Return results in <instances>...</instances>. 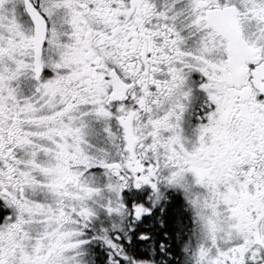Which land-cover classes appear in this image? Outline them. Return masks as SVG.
I'll return each mask as SVG.
<instances>
[{
	"label": "snow or ice",
	"instance_id": "obj_1",
	"mask_svg": "<svg viewBox=\"0 0 264 264\" xmlns=\"http://www.w3.org/2000/svg\"><path fill=\"white\" fill-rule=\"evenodd\" d=\"M0 264H264V0H0Z\"/></svg>",
	"mask_w": 264,
	"mask_h": 264
}]
</instances>
